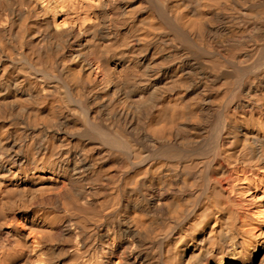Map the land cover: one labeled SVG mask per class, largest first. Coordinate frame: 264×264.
<instances>
[{
	"label": "bare ground",
	"instance_id": "bare-ground-1",
	"mask_svg": "<svg viewBox=\"0 0 264 264\" xmlns=\"http://www.w3.org/2000/svg\"><path fill=\"white\" fill-rule=\"evenodd\" d=\"M0 264H264V0H0Z\"/></svg>",
	"mask_w": 264,
	"mask_h": 264
}]
</instances>
